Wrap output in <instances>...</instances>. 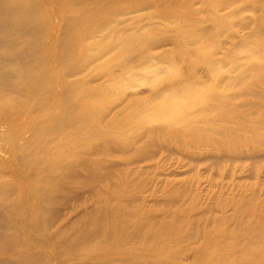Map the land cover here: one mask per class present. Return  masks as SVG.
Here are the masks:
<instances>
[{
    "label": "rangeland",
    "instance_id": "obj_1",
    "mask_svg": "<svg viewBox=\"0 0 264 264\" xmlns=\"http://www.w3.org/2000/svg\"><path fill=\"white\" fill-rule=\"evenodd\" d=\"M3 1L10 0H0V7ZM201 1L88 0L80 6L70 0L66 6L78 23L68 24V33L63 31L64 14L59 6L52 10L45 0H18L12 9L9 3L10 16L0 9V24L4 26L0 61H6L3 70L9 72L11 81H15L14 75L20 79L18 94L7 86L5 90L0 88V123L6 126L4 132L0 129L5 147L0 170L10 172V182L22 192L11 199L17 203L13 226L22 233L14 240L17 249L47 259L52 253L24 225L31 204L25 202L24 194L31 185L24 184L13 172L19 166L18 159L12 158L13 151L23 143L15 137V123L23 124L19 129L22 136L38 137V149L46 156L58 145L51 143L56 138L63 143L67 134L85 136L89 142L100 136L125 145L110 150L103 163L117 167L129 182L133 171L145 170L149 184L137 199L126 198L122 203L144 208L152 196H164L155 204L154 214L176 243L159 250H150L142 243H113L110 247L90 243L79 246L76 257L99 262L102 252L113 250L115 258L137 264H264V80L260 78L264 45L258 46L264 43V20L261 33L255 34L260 42L247 37L249 30L257 28L255 21L233 29L230 25L228 30L220 24L222 31L212 35V42L204 28L218 27L216 22L194 26L196 20L204 21L198 14ZM207 1L214 6L213 16H221L224 8H217L216 3L227 0ZM92 5L101 8L92 13ZM241 12L240 21L250 17L247 7ZM41 17L42 24L37 27ZM21 22L30 24L31 29L21 33L15 25ZM147 25L146 30L163 34L150 38L145 31ZM38 38L42 43L37 50L46 59L39 69L40 56L32 50ZM201 38L208 43H202ZM60 40L62 48L58 46ZM248 42L254 48L246 54L243 47ZM14 49H19L22 57L25 53L34 57L25 66L32 70L24 68L22 76L24 64L16 60ZM126 52H130L129 57L123 56ZM230 59L238 64L229 65ZM144 61L152 67H145ZM211 61L224 67L215 78L206 65ZM100 75L101 81L92 82ZM112 76L120 79L112 81ZM177 84L194 91L187 93V98L160 91L164 86L179 89ZM220 103L241 113L240 125L234 124L237 129L221 122L230 128L223 136L203 123L212 126L219 122L212 110ZM185 105L194 109V122L177 131L174 123L188 114V107L182 109ZM69 111L70 117L64 120L63 115ZM54 112L64 120L61 127L66 123L75 126L74 131L64 128L53 134L50 120ZM203 115L211 118L204 119ZM167 117L174 123L160 121ZM37 120L43 131L34 124ZM114 174L118 176V172ZM148 207L153 208L151 204ZM144 213L139 210L135 218L140 219ZM94 248L101 252L100 257L93 255Z\"/></svg>",
    "mask_w": 264,
    "mask_h": 264
},
{
    "label": "bare ground",
    "instance_id": "obj_2",
    "mask_svg": "<svg viewBox=\"0 0 264 264\" xmlns=\"http://www.w3.org/2000/svg\"><path fill=\"white\" fill-rule=\"evenodd\" d=\"M18 0H10L1 2L0 9L3 10V15L10 16L11 9ZM47 5L52 6V10H55L59 6L60 11L64 14L63 31L68 33L67 25L74 26L78 21L74 20L72 14L69 12V8L66 6V2L69 4L70 0H45ZM88 0H76L74 5H83ZM123 1V0H113ZM247 1V2H246ZM223 2V1H222ZM216 3L217 8H224V12L221 16H213L212 8L209 1H201V8L198 14L204 17V21L196 20L194 26L198 24H206L209 21H214L218 24V27L206 26L204 32L206 38L212 42V35H218L221 33L220 24H222L226 30L233 27H240L241 24L248 21H255L257 28L252 31H248L247 37L251 41L260 42L255 37L256 33H261L262 23L264 20V0H227L224 3ZM12 5L8 11V4ZM111 4V3H108ZM245 7L250 11V17L243 20H239V16L243 13L242 9ZM101 6L92 5L89 11L92 13L97 12ZM111 8H108V12ZM210 11V12H209ZM8 18V17H7ZM41 23L36 25L39 27L42 24L43 17L40 18ZM21 33H25L28 29H31V25L28 23L15 24ZM25 28H23V26ZM149 25L145 27L147 35L152 39L159 38L163 32H155L152 29H148ZM3 25L0 24V36H2ZM85 33L87 30L82 29ZM81 30V32H82ZM135 32H139L138 28L134 29ZM144 31V32H145ZM141 32V35L144 33ZM138 34V33H137ZM108 42V39H107ZM202 43H208L205 39L201 38ZM42 38L35 40L33 47V53L40 56L37 58L39 68L45 65L44 56L37 50V46L41 47ZM3 44L0 45V48ZM122 47L118 49L122 51ZM264 43L258 45L263 46ZM58 46L62 48L64 46L62 40L58 42ZM109 46V44H107ZM208 48V46H205ZM254 45L248 42L243 47V51L247 54L251 52ZM60 54V53H59ZM182 55H186V52H182ZM17 61L23 63L20 69V76H22L25 66L34 57L25 53V57H22L19 49H14V54ZM124 57H129L130 52L123 53ZM145 67H152V64L147 61L142 62ZM229 65L238 64L235 60H228ZM6 61L2 59L0 61V88L2 90H10L14 94H18L20 90V79L14 75L15 81H11L8 71L3 70ZM214 62H209L206 65L211 68L213 77H216L217 71L222 70L224 67L215 66ZM26 71H31V67L25 68ZM244 70L241 74H244ZM4 73V74H3ZM261 80H264V72L260 75ZM103 79L100 75L92 82H98ZM120 78L112 76L113 80H119ZM218 81V80H217ZM179 89H172L171 87H162L160 91H165L167 95L180 96L179 98H187V93L193 92L192 87H187L177 84ZM127 89V87L125 88ZM251 90H255L251 87ZM127 93V92H125ZM236 95V93H235ZM1 96V93H0ZM194 97V96H191ZM188 107V114L184 118L177 122L170 121V118L161 119V122H169L177 125V131L184 129L185 126L194 122V109L185 105L182 107ZM136 113V110L133 112ZM70 111L63 115L64 120L70 117ZM212 114L218 117L219 122L214 123L212 126L207 123L211 128L216 129L218 136H223L227 131L231 129H237L241 119L240 110L226 109L224 103H220L218 108L213 111ZM19 111L16 110V118L19 119ZM72 117H79L78 114H73ZM87 115L83 116L85 119ZM204 119H210L211 117L203 115ZM81 118V117H80ZM79 118V119H80ZM56 113L51 114L50 124L52 125L53 134L66 128L68 131H74L75 126L66 125L61 127V123L64 121ZM227 122L232 127H227L221 122ZM43 131V125L40 121L34 123ZM21 125H13L15 129V137L18 141L23 143L18 146L16 151H13L12 158L18 159V164L14 169V174L17 178L26 185H31L30 191L24 194L25 202L31 203L30 213L28 218L24 221L25 227L31 231L35 236H39L43 241L41 244H45L52 250V253L47 258H42L38 253L33 252L26 254L16 248L14 240L21 236V231L15 229L13 226L14 210L17 208V203L14 200L18 196L22 195V192L17 188L14 182H10L12 174L10 172L1 171L3 166H0V264H68L73 260V264H137L130 262L127 259H117L111 252H98L96 248L93 249V255L102 258L101 261L86 262L83 258L75 256L76 250L79 246H87L90 243L99 245L106 243L109 247L113 243H129L130 245L136 243H142L144 247L150 250H159L170 243H176L173 237L169 234L166 225L162 220L157 219L154 214L155 204L162 199L163 195H154L151 199L147 200V205L144 208L135 203H122L126 198L137 199L141 190H145L149 184V177L140 170L133 171L132 182L122 176L117 167L112 165H105L103 163L108 157L110 150H113L119 146H125L116 143L111 139H100V136L91 138L90 142L85 136L79 134H67L64 137L63 143H59L60 139H55L58 143L51 154L46 156L43 151L38 149L39 139L38 137L30 138L29 136H22V132L19 131ZM1 132L6 130V126L0 123ZM143 131L140 132L142 134ZM3 135V133H2ZM131 139L135 138V134H130ZM2 138L0 137V164L4 158L5 147L1 144ZM17 141V142H18ZM68 147V152L65 147ZM42 148L49 146H41ZM71 150V151H70ZM114 172H118L116 177ZM133 188H132V187ZM132 189V191H130ZM77 203L75 207L71 204ZM152 205L153 208H149L148 205ZM16 207V208H15ZM144 210L145 213L140 219H136L135 215L138 211ZM170 229V227H169ZM158 237V238H157ZM101 254V255H100ZM119 258V257H118ZM185 258V257H184ZM181 259V258H180ZM184 260V259H183ZM186 260V259H185Z\"/></svg>",
    "mask_w": 264,
    "mask_h": 264
}]
</instances>
